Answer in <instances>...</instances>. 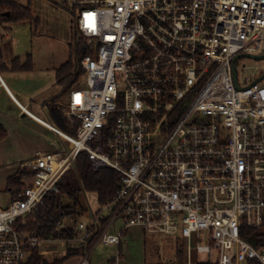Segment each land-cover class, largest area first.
<instances>
[{"label": "built area", "instance_id": "built-area-1", "mask_svg": "<svg viewBox=\"0 0 264 264\" xmlns=\"http://www.w3.org/2000/svg\"><path fill=\"white\" fill-rule=\"evenodd\" d=\"M70 1L87 52L64 103L76 132L20 164L29 178L0 206V264L65 248L25 227L81 153L119 186L89 226L72 227L69 242L86 244L75 264H91L96 246L119 250L127 230L181 240L185 260L172 264H264V242L243 238L264 234V68L240 67L264 62V0Z\"/></svg>", "mask_w": 264, "mask_h": 264}, {"label": "rangeland", "instance_id": "rangeland-1", "mask_svg": "<svg viewBox=\"0 0 264 264\" xmlns=\"http://www.w3.org/2000/svg\"><path fill=\"white\" fill-rule=\"evenodd\" d=\"M11 1L22 6L30 5L32 18L10 23L6 30L0 28L1 47L9 64L16 57L21 58V64H24L28 57L31 58L33 71L10 73L9 78L20 95L31 99V107L34 109L31 111L35 115L19 105L34 121L27 119L28 117H17L16 110L15 112L6 108V99L0 93V123L7 131V137L0 141V206L10 202V194L6 191L7 178L21 170L22 162L34 158L38 152L61 150L65 145L54 134V130L48 127L45 103L49 101L48 106L59 109L65 116L64 103L67 92H63L57 84L55 74L71 55L69 45L75 46L78 41L82 42L80 36H74L71 32V28L76 24L77 10L70 0ZM7 36L8 39L5 38ZM241 66H245L246 71L252 73L263 69L264 62L244 58L240 60ZM0 83L6 89L7 85L1 76ZM62 204L65 209H71L66 210L70 214L63 218L61 228H72L76 223L89 226L92 221L91 214L101 210L96 195L88 192L78 195L75 209L72 208L73 202L65 197L62 198ZM122 226V219L117 218L108 233L116 234ZM119 248L118 250L116 245L96 246L91 252L90 263L106 264L118 251L123 258L121 264H172L177 261L176 252L183 248V243L172 236L145 235L138 230H127L121 237ZM63 251L64 248L59 253L42 258L51 261L60 258ZM180 253L185 260L181 250ZM203 260V256L198 257L199 262ZM75 262L76 259L72 258L64 264Z\"/></svg>", "mask_w": 264, "mask_h": 264}, {"label": "trees", "instance_id": "trees-1", "mask_svg": "<svg viewBox=\"0 0 264 264\" xmlns=\"http://www.w3.org/2000/svg\"><path fill=\"white\" fill-rule=\"evenodd\" d=\"M32 14L30 5L22 6L16 4L11 0H0V23H14L18 21L31 20ZM36 22V20H35ZM72 34L77 35L76 28H71ZM2 35L0 34V74L7 72H29L32 68L31 58L28 57L24 64H20L18 58H14L10 62V67L5 63L3 49L1 47ZM71 55L69 59L56 71L55 77L57 84L63 89V92H68L70 88L76 83L81 70L79 68V60L87 54L86 49L81 44L73 46L69 45ZM56 99V98H55ZM45 115L47 119L53 123L57 129L60 137L63 140H69L67 134L74 135L75 127L69 125L68 120L64 117L59 109H54L50 106L46 107ZM62 132H61V131ZM64 132V133H63ZM7 137V131L0 123V141ZM28 173L24 170H18L13 175L7 178L6 191L9 192L10 198L15 199L17 194L23 189L28 181ZM60 194L49 195L44 199V205L38 208L34 219H29L26 224V231L33 236L42 239H63L65 240V248L60 258H55L51 261L43 259L34 250L28 262L23 264H64L69 259L80 255L86 244H79L74 246L69 241L75 237L72 228H61L60 222L66 215H69L71 209L62 204V198H67L73 202L72 208H76L78 195L81 192L94 193L97 197V202L100 206L108 204L114 197L115 192L119 186V175L111 169L93 170L89 163L86 154L81 153L74 164V167L68 170L58 183ZM248 235H243V238L252 245L259 247L261 242H264V234L256 230H247ZM94 238L91 240V245ZM176 259L178 262H183V257L180 251L176 252ZM196 264H208L199 262ZM248 264H256L250 262Z\"/></svg>", "mask_w": 264, "mask_h": 264}, {"label": "crops", "instance_id": "crops-1", "mask_svg": "<svg viewBox=\"0 0 264 264\" xmlns=\"http://www.w3.org/2000/svg\"><path fill=\"white\" fill-rule=\"evenodd\" d=\"M8 24H10V23H0V28H2V29H4V30H6V29H8V27H7V25ZM5 38H7L8 39V36L7 37H5ZM18 58V61H19V63L21 64V62H20V57H17ZM5 61V63H6V65L8 66V67H10V64L6 61V60H4ZM27 61V60H26ZM33 67V66H32ZM31 71H33V68H31ZM31 71H29V72H31ZM29 72H7L6 74H0V76L2 77V79H3V81L5 82V84L7 85V87H6V89L4 88V86L0 83V93L2 94V96L6 99L5 100V105H6V108L7 109H10V110H16L15 112L17 113V117H28L27 119H29V120H33L34 121V119L33 118H31L27 113H25V112H23L22 110H21V108H20V106L19 105H21V106H23V107H25L26 109H27V111H29L30 113H32V114H34L31 110H34L31 106H32V101H31V99H28L27 97H23L22 95H20V93H19V91H17L18 89L17 88H15L14 87V85H13V83H12V81H11V79L9 78V75H10V73H29ZM7 91H9L10 92V94L13 96H11L10 94H9V92H7ZM15 100H14V99ZM49 101H47L46 103H45V105L46 106H48L49 104ZM1 116H2V114H0ZM35 115V114H34ZM48 122V127L50 128V129H53L54 130V132L56 133V135L57 136H59L60 137V135H59V133H58V131H57V129L53 126V123H51V122H49V121H47ZM50 125V126H49ZM47 129V128H46ZM48 130V129H47ZM49 131V130H48ZM61 131V130H60ZM62 132V131H61ZM61 138V137H60ZM60 140V139H59ZM44 152V151H43ZM13 175V174H12ZM11 176V175H10ZM120 249V248H119ZM122 263V262H121Z\"/></svg>", "mask_w": 264, "mask_h": 264}, {"label": "water", "instance_id": "water-1", "mask_svg": "<svg viewBox=\"0 0 264 264\" xmlns=\"http://www.w3.org/2000/svg\"><path fill=\"white\" fill-rule=\"evenodd\" d=\"M261 57H264V56H261ZM257 59H259V58H257ZM234 72V71H233Z\"/></svg>", "mask_w": 264, "mask_h": 264}]
</instances>
